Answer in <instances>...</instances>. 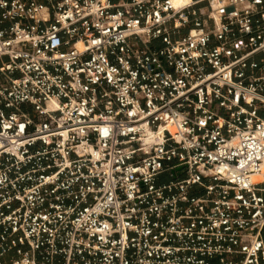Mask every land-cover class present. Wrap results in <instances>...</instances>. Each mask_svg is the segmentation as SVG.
Wrapping results in <instances>:
<instances>
[{"label":"built area","instance_id":"built-area-1","mask_svg":"<svg viewBox=\"0 0 264 264\" xmlns=\"http://www.w3.org/2000/svg\"><path fill=\"white\" fill-rule=\"evenodd\" d=\"M0 264H264V0H0Z\"/></svg>","mask_w":264,"mask_h":264},{"label":"rangeland","instance_id":"rangeland-1","mask_svg":"<svg viewBox=\"0 0 264 264\" xmlns=\"http://www.w3.org/2000/svg\"><path fill=\"white\" fill-rule=\"evenodd\" d=\"M169 181V176H163L161 178V182H168Z\"/></svg>","mask_w":264,"mask_h":264},{"label":"bare ground","instance_id":"bare-ground-1","mask_svg":"<svg viewBox=\"0 0 264 264\" xmlns=\"http://www.w3.org/2000/svg\"><path fill=\"white\" fill-rule=\"evenodd\" d=\"M176 4L183 2L184 0H174Z\"/></svg>","mask_w":264,"mask_h":264}]
</instances>
